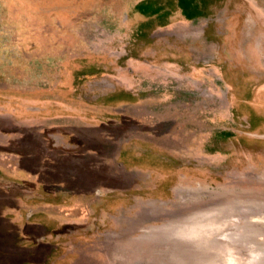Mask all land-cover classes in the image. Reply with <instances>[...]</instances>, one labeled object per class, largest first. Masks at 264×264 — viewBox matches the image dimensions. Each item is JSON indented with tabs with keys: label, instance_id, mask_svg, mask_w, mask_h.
Returning <instances> with one entry per match:
<instances>
[{
	"label": "rangeland",
	"instance_id": "1",
	"mask_svg": "<svg viewBox=\"0 0 264 264\" xmlns=\"http://www.w3.org/2000/svg\"><path fill=\"white\" fill-rule=\"evenodd\" d=\"M14 108L107 173L70 202L65 228L94 241L76 251L264 264V0H0V111Z\"/></svg>",
	"mask_w": 264,
	"mask_h": 264
},
{
	"label": "crops",
	"instance_id": "2",
	"mask_svg": "<svg viewBox=\"0 0 264 264\" xmlns=\"http://www.w3.org/2000/svg\"><path fill=\"white\" fill-rule=\"evenodd\" d=\"M41 121L36 108L0 111L2 146L10 148L0 166V264H80L83 256L106 264L104 252L76 251L84 240L93 243L91 236L65 228L74 215L70 202L107 178L99 156L82 147L100 139L83 137L82 148L66 150Z\"/></svg>",
	"mask_w": 264,
	"mask_h": 264
}]
</instances>
